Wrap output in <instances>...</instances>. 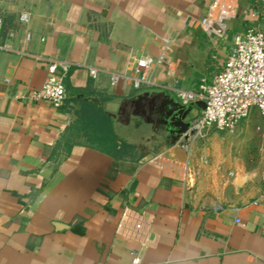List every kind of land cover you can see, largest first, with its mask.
<instances>
[{"label":"crops","instance_id":"crops-1","mask_svg":"<svg viewBox=\"0 0 264 264\" xmlns=\"http://www.w3.org/2000/svg\"><path fill=\"white\" fill-rule=\"evenodd\" d=\"M206 17L208 31L199 24ZM227 30L264 35V0H0V264H131L135 256L139 264H264L260 176L250 188L227 152L219 158L196 137L138 151L142 142L116 130L136 125L140 139L149 125L110 117L134 93L177 100L176 90L209 83L228 54L215 58L204 35ZM192 50L220 67L206 78L195 68L204 56ZM159 55L151 84L133 89V59ZM45 58L59 63V108L28 97L45 79ZM76 103L107 116L113 156L83 137ZM123 210L130 218L117 230ZM132 217L142 221L138 234Z\"/></svg>","mask_w":264,"mask_h":264},{"label":"built area","instance_id":"built-area-1","mask_svg":"<svg viewBox=\"0 0 264 264\" xmlns=\"http://www.w3.org/2000/svg\"><path fill=\"white\" fill-rule=\"evenodd\" d=\"M223 17L220 14L219 18ZM218 18V19H219ZM19 19L27 22V15L21 14ZM213 19L206 17L199 24L203 30L208 31ZM164 46L168 40L164 41ZM45 66V79L37 91L30 92V100L45 101L53 108H59L65 99V89L62 75L58 72L59 63L54 59H42ZM164 61L162 55L155 59L138 57L133 59V66L138 76L131 81L133 89L141 84H151L150 75L154 67L160 66ZM93 75L94 70H89ZM117 77L111 78L115 84ZM177 101L186 106L194 101L205 104L203 110L189 118L191 128L196 135L207 127L218 131L231 130L239 121L245 119L250 109L256 110L257 117L263 124V157H264V35L257 31H246L236 34L232 40L231 49L226 56L220 70L212 77L209 83H201L196 91L178 89L175 91ZM259 130V128H257ZM260 182L264 195V164L260 172ZM129 215L123 210L117 223V230L123 228ZM133 225L130 232L138 234L142 228L139 217H132ZM131 264H139V257L135 256Z\"/></svg>","mask_w":264,"mask_h":264},{"label":"rangeland","instance_id":"rangeland-1","mask_svg":"<svg viewBox=\"0 0 264 264\" xmlns=\"http://www.w3.org/2000/svg\"><path fill=\"white\" fill-rule=\"evenodd\" d=\"M233 34L234 32H232V30H227L221 38L215 39L213 35L210 34L209 38L204 35L203 39L209 49H213L214 45L216 46L217 50L211 51V53L214 54L215 58L222 59V57L227 55L230 51ZM193 52L201 53V55L204 56L201 62L202 65H195V68L201 69L206 78H209L206 73L210 74L214 71V68L218 69L220 67L219 63L222 60L215 61L214 59V61L211 60V62L209 58L205 57L203 50H192V53ZM191 76L198 77V75L194 73H192ZM190 116L191 112L188 114L187 118H190ZM237 126L238 130H236L234 126L231 130L225 131H218L213 127H210L211 129L209 130L205 128L201 131L200 135L195 137L199 147L206 146L209 152L214 149L219 158L225 157L227 152L232 162L235 164V166H232L231 170H234L236 173L243 172L247 174L249 177L248 186L253 188L257 184L256 181L259 179L264 164V157L261 152L263 124L257 117L256 110L253 108L250 109L245 119L239 121ZM245 127H250L252 129L246 131L244 129ZM257 128H259V130ZM116 135L122 140H129V144H138L140 142L136 125L130 124L127 128L121 126L117 128ZM233 140L234 142H232Z\"/></svg>","mask_w":264,"mask_h":264},{"label":"water","instance_id":"water-1","mask_svg":"<svg viewBox=\"0 0 264 264\" xmlns=\"http://www.w3.org/2000/svg\"><path fill=\"white\" fill-rule=\"evenodd\" d=\"M83 101L97 103L93 97L82 98ZM80 107L75 104V110ZM193 107L203 110L204 102L194 101L186 106L181 105L169 92L145 91L137 92L125 99L118 110L110 117L120 124H128L130 117L139 118L149 125L150 139L160 143V149L167 146L180 144L186 147L196 135V130L191 128V121L187 118ZM72 116L75 117L72 113ZM159 149V150H160ZM61 225L53 223V227Z\"/></svg>","mask_w":264,"mask_h":264},{"label":"trees","instance_id":"trees-1","mask_svg":"<svg viewBox=\"0 0 264 264\" xmlns=\"http://www.w3.org/2000/svg\"><path fill=\"white\" fill-rule=\"evenodd\" d=\"M71 92L74 95L81 93L80 90H72ZM76 114L79 115L76 120L80 123L79 131H81L83 137L94 143L98 148L108 151L111 155L115 154L114 152L117 150L115 137L112 135L107 116L101 114L97 109L87 107L85 103L81 104ZM120 146L123 152L126 146Z\"/></svg>","mask_w":264,"mask_h":264},{"label":"flooded vegetation","instance_id":"flooded-vegetation-1","mask_svg":"<svg viewBox=\"0 0 264 264\" xmlns=\"http://www.w3.org/2000/svg\"><path fill=\"white\" fill-rule=\"evenodd\" d=\"M150 134L147 137H142L139 139L140 142L143 143V145H140L139 147H137V150L141 151V149H146V148H151V149H155L158 144L156 143V141L152 140L149 138Z\"/></svg>","mask_w":264,"mask_h":264}]
</instances>
